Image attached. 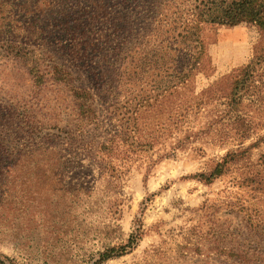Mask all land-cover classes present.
Masks as SVG:
<instances>
[{
	"label": "rangeland",
	"instance_id": "rangeland-1",
	"mask_svg": "<svg viewBox=\"0 0 264 264\" xmlns=\"http://www.w3.org/2000/svg\"><path fill=\"white\" fill-rule=\"evenodd\" d=\"M34 1L0 5V198L10 185L7 153L35 145L41 132L58 134L55 141L71 160L66 183L87 195L68 210L67 233L59 236L42 225L37 199L0 209V253L20 264H94L141 227L142 240L132 253L103 264H239L229 252L244 245L264 254V193L252 182L242 184L248 167L264 172V143L251 150L246 164L213 184L200 182L197 174L239 146L234 139L220 145L210 133L196 136L224 105L206 107L194 119L195 131L187 133L169 129V106L181 104L183 92L156 104L121 84L118 96L102 97L103 80L120 82L113 76L119 67L103 61V49L115 48L117 40L102 23V0L69 1L79 6L69 36L54 32L57 22L41 16ZM211 40L208 63L198 69L188 95L200 96L249 64L260 34L254 25L218 26ZM55 63L92 99L78 101L69 88L53 85ZM40 72L46 74L44 88L36 79ZM84 104L92 111H80ZM248 104L261 125L245 147L264 135V103ZM111 139L121 148L115 159L106 158L115 162L114 173L101 151Z\"/></svg>",
	"mask_w": 264,
	"mask_h": 264
},
{
	"label": "trees",
	"instance_id": "trees-1",
	"mask_svg": "<svg viewBox=\"0 0 264 264\" xmlns=\"http://www.w3.org/2000/svg\"><path fill=\"white\" fill-rule=\"evenodd\" d=\"M69 1L35 0L34 8L41 16L57 22L54 32H65L69 36L73 30L75 8L79 7L71 6ZM0 5H4V0H0ZM102 23L110 25L111 30L113 28L117 40L115 48L106 45L103 49L106 51L103 61L112 68L119 67L113 76L120 80L117 86L103 80L102 97L118 96L121 84L123 87L133 86L132 95L135 94V97L141 96L143 100L149 99L156 104L173 100L176 94L183 92L184 101L177 106H169L173 114L169 129L180 131L184 128L187 133L195 131L194 119L206 107L214 106V103L224 105V111L218 110L219 114L215 115L207 131H198L196 136L210 133L220 145L234 139L239 146L229 150L207 171L195 177L210 185L231 172L232 168L249 162L251 150L264 143L263 135L257 142L244 146L261 125L254 117L258 113L249 112L248 103H264V0H102ZM241 24L254 25L259 30L260 42L255 48L254 58L232 74L227 82L215 83L200 96L188 95L186 91L198 69L208 63L211 35L216 27ZM108 38L106 41H109ZM51 74L52 84L69 88L78 101L92 99L88 90L72 86V73L63 64L55 63ZM36 79L42 88L46 86V74L40 72ZM79 110L86 113L92 111L85 104ZM57 129L61 134L70 136L67 131ZM41 134L35 145L7 153L4 175L10 185L1 195L0 209L4 211L13 202L23 203L25 200L28 203L37 199L43 213L42 225L49 229L52 227L49 233L59 236L67 233L69 220L65 215L68 210L72 206L77 208V203L87 194L66 183L71 160L66 149L55 141L58 134ZM120 149L115 139L102 144V157L108 161L109 168H113L112 173L117 167L112 166L115 163L113 160L106 158L115 159ZM248 170L242 184L252 182L258 191L264 193V172H253L250 167ZM56 210L60 213L55 215ZM139 222L142 223L141 220ZM142 237V228L138 227L127 242L100 253L94 264H103L132 253ZM229 256L239 264L264 262V254H253L245 245L240 251H230ZM0 264L20 263L0 253Z\"/></svg>",
	"mask_w": 264,
	"mask_h": 264
}]
</instances>
